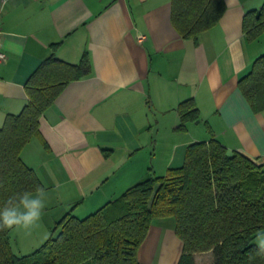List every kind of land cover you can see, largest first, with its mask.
I'll list each match as a JSON object with an SVG mask.
<instances>
[{
	"label": "crops",
	"instance_id": "1",
	"mask_svg": "<svg viewBox=\"0 0 264 264\" xmlns=\"http://www.w3.org/2000/svg\"><path fill=\"white\" fill-rule=\"evenodd\" d=\"M224 4L218 23L193 40L173 28L170 0H0V127L26 105L24 85L43 62L88 64L20 152L46 191L45 208L60 206L52 222L90 214L180 167L193 142L215 139L264 169V112H253L238 89L264 54V31L248 40L242 20L264 0ZM189 99L198 120L179 128L177 107ZM174 228L172 217L154 218L138 263L177 264L183 244ZM193 259L213 264L211 251Z\"/></svg>",
	"mask_w": 264,
	"mask_h": 264
},
{
	"label": "trees",
	"instance_id": "2",
	"mask_svg": "<svg viewBox=\"0 0 264 264\" xmlns=\"http://www.w3.org/2000/svg\"><path fill=\"white\" fill-rule=\"evenodd\" d=\"M224 11V0H170V21L183 39L196 40ZM242 31L248 40L264 31V4L245 13ZM87 73L85 61L71 65L51 57L26 81V105L0 127V206L13 193L42 187L20 152L38 136L44 110ZM238 89L253 112H264V54L238 80ZM177 112L179 128L198 120L191 99ZM164 217L174 219L183 244L177 264H194L195 253L208 251L213 264H264L254 243L264 230V169L215 139L193 142L180 167L134 184L83 218L64 214L30 255L14 254L9 230L0 231V264H139L138 247L152 220Z\"/></svg>",
	"mask_w": 264,
	"mask_h": 264
},
{
	"label": "clouds",
	"instance_id": "3",
	"mask_svg": "<svg viewBox=\"0 0 264 264\" xmlns=\"http://www.w3.org/2000/svg\"><path fill=\"white\" fill-rule=\"evenodd\" d=\"M59 187L57 183V188ZM46 195L43 187H37L34 192L25 191L9 196L0 206V231L23 229L30 232L38 228L45 208ZM255 243L257 254L264 255V230L255 234Z\"/></svg>",
	"mask_w": 264,
	"mask_h": 264
},
{
	"label": "rangeland",
	"instance_id": "4",
	"mask_svg": "<svg viewBox=\"0 0 264 264\" xmlns=\"http://www.w3.org/2000/svg\"><path fill=\"white\" fill-rule=\"evenodd\" d=\"M60 206L51 204L44 208L40 226L32 229L30 232L21 230H9V241L12 252L16 255H30L38 247H40L50 236V231L55 225V220L52 222V215L59 211ZM71 212V211H70ZM76 212L78 218H83L88 214ZM72 213V212H71ZM74 215V214H73ZM75 215V216H76ZM49 225V226H48ZM255 243V240H254ZM256 244V243H255Z\"/></svg>",
	"mask_w": 264,
	"mask_h": 264
},
{
	"label": "built area",
	"instance_id": "5",
	"mask_svg": "<svg viewBox=\"0 0 264 264\" xmlns=\"http://www.w3.org/2000/svg\"><path fill=\"white\" fill-rule=\"evenodd\" d=\"M0 35H1V32H0ZM4 60H5V55L2 52V49H1V40H0V63L3 62Z\"/></svg>",
	"mask_w": 264,
	"mask_h": 264
}]
</instances>
